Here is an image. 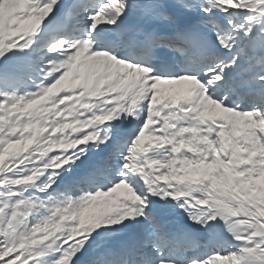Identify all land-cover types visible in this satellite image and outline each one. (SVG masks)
I'll list each match as a JSON object with an SVG mask.
<instances>
[{
  "label": "snow or ice",
  "instance_id": "6c2138e0",
  "mask_svg": "<svg viewBox=\"0 0 264 264\" xmlns=\"http://www.w3.org/2000/svg\"><path fill=\"white\" fill-rule=\"evenodd\" d=\"M0 264H264V0H0Z\"/></svg>",
  "mask_w": 264,
  "mask_h": 264
}]
</instances>
